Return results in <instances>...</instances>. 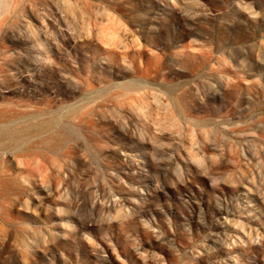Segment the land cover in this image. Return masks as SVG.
I'll use <instances>...</instances> for the list:
<instances>
[{"label": "rangeland", "instance_id": "374dc122", "mask_svg": "<svg viewBox=\"0 0 264 264\" xmlns=\"http://www.w3.org/2000/svg\"><path fill=\"white\" fill-rule=\"evenodd\" d=\"M0 264H264V0H0Z\"/></svg>", "mask_w": 264, "mask_h": 264}]
</instances>
